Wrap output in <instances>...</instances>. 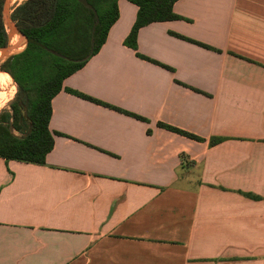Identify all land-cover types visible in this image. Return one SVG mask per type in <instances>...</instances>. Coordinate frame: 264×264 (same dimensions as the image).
<instances>
[{
    "label": "crops",
    "instance_id": "crops-1",
    "mask_svg": "<svg viewBox=\"0 0 264 264\" xmlns=\"http://www.w3.org/2000/svg\"><path fill=\"white\" fill-rule=\"evenodd\" d=\"M117 10L45 164L0 157V264H264V0H177L136 50Z\"/></svg>",
    "mask_w": 264,
    "mask_h": 264
},
{
    "label": "trees",
    "instance_id": "trees-1",
    "mask_svg": "<svg viewBox=\"0 0 264 264\" xmlns=\"http://www.w3.org/2000/svg\"><path fill=\"white\" fill-rule=\"evenodd\" d=\"M4 1L0 0V49L7 44L2 14ZM129 1L138 10L124 43L134 50L137 32L142 26L180 18L173 12L177 0ZM10 16L20 33L17 34L16 51L20 49V36L26 42L23 50L0 64V74L12 78L17 88L9 104L10 112L0 115V157L43 165L54 143L53 133L48 128L51 99L61 90L62 81L82 68L104 43L110 26L118 17L117 0H24L12 8ZM160 126L202 141L178 128ZM219 141L211 138L209 144Z\"/></svg>",
    "mask_w": 264,
    "mask_h": 264
},
{
    "label": "rangeland",
    "instance_id": "rangeland-1",
    "mask_svg": "<svg viewBox=\"0 0 264 264\" xmlns=\"http://www.w3.org/2000/svg\"><path fill=\"white\" fill-rule=\"evenodd\" d=\"M24 0H19L14 4L9 3L8 7H9V14H11L12 8L17 4L20 3ZM10 24L14 25V22L12 21ZM5 28H6V32H10V28L8 25L5 24ZM14 34V35H13ZM15 34H17L16 30L14 29L11 32V38L9 40L8 46L13 48L14 46V38H15ZM19 35V34H18ZM20 49L12 52V54H16L18 52H20L21 50H23L24 46H25V39L23 37L20 36ZM5 59V58H4ZM3 58L0 57V64L2 63V61H4ZM0 115H5L6 113L10 112V108H9V104L10 102H12L14 100L15 94H16V85L13 82L12 78L11 81H4V80H0ZM14 133L16 135H19V132L14 131Z\"/></svg>",
    "mask_w": 264,
    "mask_h": 264
},
{
    "label": "water",
    "instance_id": "water-1",
    "mask_svg": "<svg viewBox=\"0 0 264 264\" xmlns=\"http://www.w3.org/2000/svg\"><path fill=\"white\" fill-rule=\"evenodd\" d=\"M10 1L11 0H5L4 1L3 11H2L4 23L6 25H8L9 28H10V32L7 33V44H6L5 47L0 49V57L3 58V59L9 57L10 55H12V53H11V49L12 48L8 46L9 40L11 38V32L15 29L17 34L20 35V33H19L17 27L15 26V24L14 25L10 24L12 22L11 16L9 14V7H8Z\"/></svg>",
    "mask_w": 264,
    "mask_h": 264
},
{
    "label": "bare ground",
    "instance_id": "bare-ground-1",
    "mask_svg": "<svg viewBox=\"0 0 264 264\" xmlns=\"http://www.w3.org/2000/svg\"><path fill=\"white\" fill-rule=\"evenodd\" d=\"M14 35V34H13ZM17 34H15V40H14V46H13V48L11 49V53L12 52H15L16 51V49H17ZM0 80H4V81H8V82H10L11 80L9 79V78H7V77H5L4 75H1L0 74ZM1 82V81H0ZM0 105H1V102H0Z\"/></svg>",
    "mask_w": 264,
    "mask_h": 264
}]
</instances>
